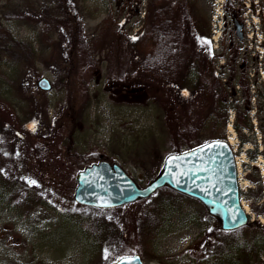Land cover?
<instances>
[{"label": "rangeland", "instance_id": "374dc122", "mask_svg": "<svg viewBox=\"0 0 264 264\" xmlns=\"http://www.w3.org/2000/svg\"><path fill=\"white\" fill-rule=\"evenodd\" d=\"M63 1L74 16L78 40L93 50L70 77L68 29L37 13L43 3L57 0H0V26L34 50L0 88V100L8 106L0 107V166L8 162L9 178L39 201L23 217L0 200V264H112L133 254L145 264H264L263 249L249 261H227L218 249L217 239L225 236L216 218L199 201L167 187L119 207L78 205L73 200L78 171L65 156L66 147L96 154L120 165L138 186L146 185L167 155L209 141V76L222 82L233 64L238 68L248 57L250 77L255 66L259 71L251 80L254 131L246 134L252 144L239 146L230 107L227 125L217 133L227 140L233 136L240 201L248 223L264 226V216L256 214L264 199L255 197L260 187L254 182L261 177L264 197V0H199V26L209 18V49L200 34L190 32L189 0L173 9L186 22L176 63L180 73L188 74L189 67L196 72L178 88L143 71L145 56L133 43L164 1ZM234 19L243 24L241 39ZM42 77L49 90L37 85Z\"/></svg>", "mask_w": 264, "mask_h": 264}, {"label": "trees", "instance_id": "16d2710c", "mask_svg": "<svg viewBox=\"0 0 264 264\" xmlns=\"http://www.w3.org/2000/svg\"><path fill=\"white\" fill-rule=\"evenodd\" d=\"M161 1H164L165 5L162 6V8L160 7L154 10L155 14L153 16L152 25H150L149 28H143L141 34L134 38L133 43L135 49H141L145 56L141 65L143 71L147 74H152L155 79H165V81L169 80L175 84H179L186 75L192 77L195 76L194 73H196L192 67H189L187 68V70L189 69V73L186 74L181 72L183 74L181 75L175 58V56H177L176 52L178 48H180L179 46H182L180 45L182 36L179 31L182 20L176 11L175 13L173 12V9L183 0ZM40 6H42V9L37 11V13L43 20L56 22L58 26L62 25L63 28L65 27V29H68L70 40V51L68 53L71 64L69 68L70 77L74 75V68L80 65L79 61L86 58L88 53L93 54V50L81 44L80 40H78L79 32L76 28L77 24H75L72 12L67 11L65 8L66 5H64L63 0H57V3L45 2ZM33 51L29 42L15 39L8 28L0 26V88L5 86V83L8 85L12 77H14L18 71H21V62H29V60H31L34 56ZM248 62L247 57L245 60L246 65L244 63L243 65L239 64L238 68H236V65L233 64L231 75L222 82H220L218 78L216 79L215 75L212 74V76L210 74L209 79L210 82H213V88H210L209 85V94L213 95L212 106L209 112V130L211 133L209 140H212L213 137H216L215 139H225L222 134L217 133V129L218 127L224 128L227 125V110L230 107L234 113L231 127L239 140V146L242 147L245 144H252L246 134L247 132L254 131V126L249 117L251 109V86L253 85L251 80H253L255 76H259V71L257 66H255L252 72L253 74L250 77L247 67ZM235 69L239 71L238 75ZM209 72L211 73V71ZM254 81H256V79H254ZM236 101H239L240 105L236 104L233 106V102ZM4 106H6L5 103L0 100V107ZM7 107L8 106H6V110ZM260 127L262 129L261 125ZM192 132L194 133L195 129H193ZM200 144L201 143H196L194 147ZM194 147H190V149ZM65 151L68 162L71 165L74 164L76 172L91 163L99 161L98 156L93 153L80 154L67 147ZM179 152V150L175 151V153ZM256 158L257 155L252 156L251 161H255ZM1 175H3L4 178L6 177V179ZM10 175H12L11 166L8 162H4V164L0 166L1 204L12 211H19L20 215L25 217L31 206L39 202L38 197L30 193L28 187L17 184L13 179L15 177L10 179ZM254 182L260 187L259 194H256L255 197L259 198V200H261L259 202L263 203L262 199H264V197L260 196L263 194V182L261 177ZM92 209L101 210L98 208ZM256 214L257 216H264V208L256 212ZM221 231L225 238L221 240L217 239V243H219L218 249L229 262L232 259L235 261L243 257L249 261L258 251L264 250V226L258 221L250 222L236 230ZM242 232L251 235V238H248L245 234H242Z\"/></svg>", "mask_w": 264, "mask_h": 264}, {"label": "water", "instance_id": "95a60500", "mask_svg": "<svg viewBox=\"0 0 264 264\" xmlns=\"http://www.w3.org/2000/svg\"><path fill=\"white\" fill-rule=\"evenodd\" d=\"M237 32L241 39L240 27ZM37 85L44 90L50 88L46 77L39 79ZM75 183L73 200L83 206L114 208L147 198L168 186L201 202L224 231L238 229L249 221L240 201L233 148L223 139L167 155L157 174L142 187L137 186L121 166L107 160L85 166L77 172ZM112 264L145 263L140 255L134 254Z\"/></svg>", "mask_w": 264, "mask_h": 264}, {"label": "flooded vegetation", "instance_id": "af4514ba", "mask_svg": "<svg viewBox=\"0 0 264 264\" xmlns=\"http://www.w3.org/2000/svg\"><path fill=\"white\" fill-rule=\"evenodd\" d=\"M198 3H199V0H189L190 11H191L192 16H193L192 25H191V28H190L191 31L190 32L193 33V35L195 34L196 37L200 34V37L202 39H204L205 42H206L205 45H206L207 49H209V18L208 19L203 18L202 19V22H204V23H202L203 26H202V24L199 26V23H198L199 18H197L198 17V14H197ZM146 6L150 9V3L149 2L147 3ZM200 17H204V16H200ZM233 22H234V25L236 27V30H237V27H240V29H242L243 24L239 23L238 20L234 19ZM185 24H186V22L182 21V25L180 26V29H179V31L181 30L180 31L181 36H183L182 28L185 27ZM149 27H147V28H149ZM203 30H204V32H203ZM147 58H148V56H147ZM166 82H168V81H166ZM169 84H171L175 88H178V86H179V85L177 86V84H175L173 82H171Z\"/></svg>", "mask_w": 264, "mask_h": 264}, {"label": "bare ground", "instance_id": "6f19581e", "mask_svg": "<svg viewBox=\"0 0 264 264\" xmlns=\"http://www.w3.org/2000/svg\"><path fill=\"white\" fill-rule=\"evenodd\" d=\"M230 128V127H229ZM230 133V132H229ZM231 134V133H230ZM228 141H229V143H230V145H234V141H233V136H229V138H228ZM244 208H245V206H244Z\"/></svg>", "mask_w": 264, "mask_h": 264}, {"label": "snow or ice", "instance_id": "6c2138e0", "mask_svg": "<svg viewBox=\"0 0 264 264\" xmlns=\"http://www.w3.org/2000/svg\"><path fill=\"white\" fill-rule=\"evenodd\" d=\"M174 159V158H173ZM33 183H34V181H33Z\"/></svg>", "mask_w": 264, "mask_h": 264}]
</instances>
